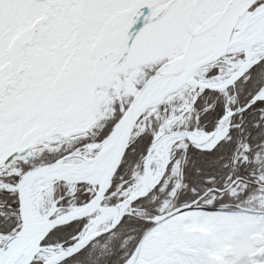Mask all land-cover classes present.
I'll return each instance as SVG.
<instances>
[{
    "label": "snow or ice",
    "instance_id": "6c2138e0",
    "mask_svg": "<svg viewBox=\"0 0 264 264\" xmlns=\"http://www.w3.org/2000/svg\"><path fill=\"white\" fill-rule=\"evenodd\" d=\"M0 264H264V0H0Z\"/></svg>",
    "mask_w": 264,
    "mask_h": 264
}]
</instances>
